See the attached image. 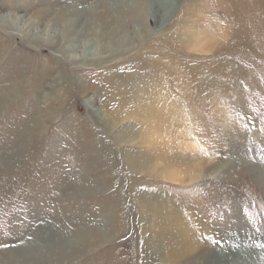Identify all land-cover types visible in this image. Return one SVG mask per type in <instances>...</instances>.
Masks as SVG:
<instances>
[{
  "label": "rangeland",
  "instance_id": "1",
  "mask_svg": "<svg viewBox=\"0 0 264 264\" xmlns=\"http://www.w3.org/2000/svg\"><path fill=\"white\" fill-rule=\"evenodd\" d=\"M0 15V264H264V0Z\"/></svg>",
  "mask_w": 264,
  "mask_h": 264
},
{
  "label": "bare ground",
  "instance_id": "2",
  "mask_svg": "<svg viewBox=\"0 0 264 264\" xmlns=\"http://www.w3.org/2000/svg\"><path fill=\"white\" fill-rule=\"evenodd\" d=\"M1 16V15H0ZM1 18V17H0ZM16 81V80H15ZM16 82H18V81H16ZM147 160L145 159V157H140L138 160H136L134 163L135 164H139V165H141V166H145L146 164H147ZM255 169V168H254ZM88 234H95V236H97V235H102V232H101V230H99V229H95V228H93V229H90L88 232H87ZM78 236H81V234L79 235L78 234ZM94 236V237H95ZM49 241L47 240L46 241V243H48ZM45 245H47V244H45ZM16 248H14V249H18V250H20V251H22L23 250V252L24 251H26L27 252V250H32V251H35L34 250V248H33V246H30V248L28 249V247L27 246H23V245H19V246H15ZM41 247H42V245H41ZM15 250V251H16ZM32 255H34L33 253H32ZM6 257H8V256H6ZM263 259H264V256H263Z\"/></svg>",
  "mask_w": 264,
  "mask_h": 264
}]
</instances>
